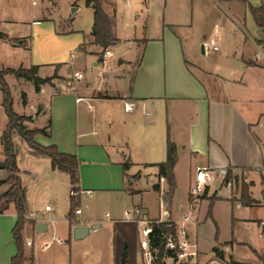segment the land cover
Segmentation results:
<instances>
[{
    "label": "crops",
    "instance_id": "obj_1",
    "mask_svg": "<svg viewBox=\"0 0 264 264\" xmlns=\"http://www.w3.org/2000/svg\"><path fill=\"white\" fill-rule=\"evenodd\" d=\"M155 1L140 0L142 8L133 9L122 23L114 2L103 0L117 39L107 48L108 55L94 43L92 25L86 37L79 35L71 28L72 19L57 24L48 7L43 8L46 15L42 12L32 20L28 42L26 32H5L0 22V31L8 36L0 38V68L37 65L39 77L51 78L35 89L32 80L6 73L13 110L29 117L23 121L27 129L47 131L34 135L37 143L56 145L80 161V213L70 221L68 174L51 168L48 156L32 153L17 133L12 134L29 219L22 231L25 264H144L142 224L125 216L134 206L149 219L183 225L200 253L204 240L212 238L208 247L219 248L221 257L214 260L219 264L226 256L230 264H258L253 251L254 258L243 261L234 259L232 252L240 244L233 236L236 222L254 227L264 245V215L258 212L264 207V67L250 59L264 37L246 33L238 55L235 48L220 53L208 28L214 12H225L219 0H158L157 11ZM87 7L93 17V9ZM233 19L244 32L242 20ZM212 45L218 49L212 50ZM211 52L215 56L206 58ZM14 54H21L20 60L6 62ZM6 123L0 92V162L5 158L1 133ZM167 135L177 148L176 186L169 198L163 196L166 183L159 181L156 166L166 158ZM196 167L208 169L205 198L188 194ZM229 168L232 174L246 176L255 201L249 206L241 205L240 196H232L231 187L222 184L221 173ZM6 177L0 169V194L9 188ZM212 195L216 199L208 216ZM220 204L228 208L234 237L221 245ZM16 220L11 203L0 213V264H9L16 253ZM40 222L46 229L38 232ZM93 224L83 236L73 238L74 226Z\"/></svg>",
    "mask_w": 264,
    "mask_h": 264
},
{
    "label": "trees",
    "instance_id": "obj_2",
    "mask_svg": "<svg viewBox=\"0 0 264 264\" xmlns=\"http://www.w3.org/2000/svg\"><path fill=\"white\" fill-rule=\"evenodd\" d=\"M86 6H90L93 9V23H92V35L94 43L102 47L105 51L110 45H112L117 39L114 36L112 29V19L106 13L103 7V0H84ZM248 6L249 13L254 23L264 30V0H257L258 4H252L251 0H241ZM8 36L0 31V38H7ZM12 41H17L16 38H10ZM264 42V40H262ZM139 61V60H137ZM37 65H31L29 67H18V68H0V92H1V106L7 117L6 127L1 133V144L4 152V160L0 162V169H4L7 172V177L4 180L9 184L7 191L0 194V213H2L9 204H13L17 220L12 229V236L16 244V253L11 257L9 264H25L27 258L24 254V243L22 238V231L24 225L29 219L26 217V202H25V187L22 186L21 180L18 176V167L16 164V148L12 140L13 132H16L31 149L34 154H43L50 158L51 168L61 170L68 174L70 182V201L68 217L70 221L73 219L74 210L79 206V159L69 153L61 152L56 145L44 146L37 143L34 140V135L37 133H45V129H27L23 125V121L29 117L25 115H19L13 110V99L9 85L7 84L4 75L6 73H14L16 76H21L33 81L35 89H38L39 84L49 82L50 77L41 78L37 75ZM177 162V148L173 141L170 140L167 135L166 139V158L164 161L157 163L158 177H163L166 183V191L163 196L169 198L174 192L176 183L174 177V166ZM237 181V175L232 174L231 169H227L225 175L222 178V184L225 185L228 181ZM262 195L264 200V177L262 178ZM155 190L159 191V183L154 185ZM249 183L245 184L241 182L240 197L237 201L243 206H249L253 202V199L249 196ZM206 187L204 192L199 196L205 198ZM216 199L213 195L209 197L210 204L207 211V215L211 216V205ZM163 224L153 225V234L156 235L153 238V244H157L159 236L162 232ZM262 233L264 235V223L261 224ZM217 233L215 235V240ZM216 257H221L219 248L215 245L212 247ZM254 254L261 259V253L252 249ZM162 257V248H160L156 264H162L160 259ZM126 258V250L123 251L122 261ZM31 259V257H30ZM232 264H241L232 261Z\"/></svg>",
    "mask_w": 264,
    "mask_h": 264
},
{
    "label": "rangeland",
    "instance_id": "obj_3",
    "mask_svg": "<svg viewBox=\"0 0 264 264\" xmlns=\"http://www.w3.org/2000/svg\"><path fill=\"white\" fill-rule=\"evenodd\" d=\"M114 2L118 12L119 22H125L128 19V13L134 9L138 10L142 8L140 0H110ZM221 6L224 7L225 12H214L209 19V32L215 35V39L219 42L220 53L230 52L234 50L237 51L238 55L240 43H242L246 33L253 38L264 37V30L259 28L249 13L248 6L239 0H234L232 4H224L219 0ZM158 0L155 1L154 10L157 11L161 8L158 4ZM252 4H258L257 0H251ZM153 6V5H152ZM48 7V13L50 18L54 21L64 19H72L71 28L77 31L79 35H84L85 37L89 34L92 25V11L89 7L85 5L84 0H0V22L1 30L9 33L16 32H26L24 36L31 39V22L36 18L41 17L42 12L47 14V10L43 9ZM76 10L73 11V9ZM152 8V7H151ZM169 9V8H168ZM153 13V12H152ZM160 13L155 15L159 16ZM234 17L240 18L243 23L244 32L237 28V24ZM23 36V37H24ZM247 45L250 46V40L247 38ZM4 43V42H0ZM200 50V48H199ZM215 52H211L206 58H211L215 56ZM6 57V56H5ZM21 54H14L6 62L10 64H16L20 60ZM16 133V132H13ZM14 135V134H13ZM19 139H21L19 137ZM235 174H233L234 176ZM219 180V179H218ZM217 180V181H218ZM216 181V182H217ZM248 184L246 181V176L237 175V181L230 180L231 182V195L234 197L240 196L241 182ZM217 183H215L216 185ZM225 192V190H223ZM256 192V191H254ZM218 208V218L220 223V237L218 244H223L227 240L236 238L240 244L234 247L232 252L234 259L237 260H249L253 259L252 250L248 246H252L256 249H262L260 255L261 259L258 257L255 259L256 263L264 264V245L263 242L257 237L255 228L244 227V225L236 222L235 230L232 237L231 226L229 221L228 208L224 204H220ZM240 211H236L238 214ZM258 212L264 215V207L258 208ZM212 238L204 240L202 244L203 252H199L198 264H209L210 262L217 259L215 254L209 249V245L213 244ZM216 243V242H215ZM220 261V260H219ZM224 263H223V262ZM221 261L222 264H230V257L226 256Z\"/></svg>",
    "mask_w": 264,
    "mask_h": 264
},
{
    "label": "built area",
    "instance_id": "obj_4",
    "mask_svg": "<svg viewBox=\"0 0 264 264\" xmlns=\"http://www.w3.org/2000/svg\"><path fill=\"white\" fill-rule=\"evenodd\" d=\"M212 50H217V45H212ZM104 54L108 55L109 50L106 49ZM251 61L259 66L264 67V42L259 41L255 44L254 51L250 57ZM75 76L81 77L79 72L74 73ZM127 109H131V106H126ZM206 167H196L195 176L190 181L188 194L192 199L198 198L205 189L206 178L208 177ZM226 170L221 174L225 175ZM164 178L160 177L159 181H163ZM227 187L231 186V182L228 181L225 184ZM45 209H49L48 206ZM75 214L80 213V209L74 210ZM127 219L136 223L142 224L140 228V249L144 264H156V259L160 248H162V257L160 259L162 264H198L199 260V247L195 240L190 238L187 229L183 225H179L177 222L170 220L149 219L143 209L140 206H134L131 209L125 211ZM188 216L185 215L183 220L186 221ZM163 224L162 232L159 236L157 244H153L152 240L156 237L153 234V225ZM59 239H57L58 241ZM27 245H30V241H26Z\"/></svg>",
    "mask_w": 264,
    "mask_h": 264
},
{
    "label": "water",
    "instance_id": "obj_5",
    "mask_svg": "<svg viewBox=\"0 0 264 264\" xmlns=\"http://www.w3.org/2000/svg\"><path fill=\"white\" fill-rule=\"evenodd\" d=\"M96 226V224L91 225L90 227H83V226H74L73 227V238L77 239L80 238L81 236H83L85 233H87V231H89V229H92ZM46 229V224L44 222H40L37 224V231H44ZM209 264H219L216 261H212Z\"/></svg>",
    "mask_w": 264,
    "mask_h": 264
}]
</instances>
